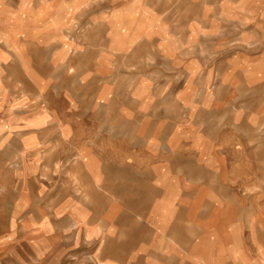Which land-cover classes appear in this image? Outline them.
I'll list each match as a JSON object with an SVG mask.
<instances>
[{
  "label": "crops",
  "instance_id": "obj_1",
  "mask_svg": "<svg viewBox=\"0 0 264 264\" xmlns=\"http://www.w3.org/2000/svg\"><path fill=\"white\" fill-rule=\"evenodd\" d=\"M0 264H264V0H0Z\"/></svg>",
  "mask_w": 264,
  "mask_h": 264
}]
</instances>
